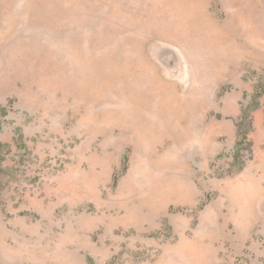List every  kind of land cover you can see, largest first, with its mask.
Instances as JSON below:
<instances>
[{
  "label": "rangeland",
  "instance_id": "374dc122",
  "mask_svg": "<svg viewBox=\"0 0 264 264\" xmlns=\"http://www.w3.org/2000/svg\"><path fill=\"white\" fill-rule=\"evenodd\" d=\"M186 7L0 0V264H264V0Z\"/></svg>",
  "mask_w": 264,
  "mask_h": 264
},
{
  "label": "bare ground",
  "instance_id": "6f19581e",
  "mask_svg": "<svg viewBox=\"0 0 264 264\" xmlns=\"http://www.w3.org/2000/svg\"><path fill=\"white\" fill-rule=\"evenodd\" d=\"M211 1L212 0H187L189 7H186V10L192 12L190 15L191 19L187 21L189 23L186 25L188 27V31L194 30L196 32L199 31V33H203L207 30V29H205L206 25L208 27L210 25H212L211 23H209L210 22V15H211V13L209 12L210 11L209 6L211 4ZM230 1H232V0H230ZM161 34H163L164 35L163 37H165V38H170V39H173L176 41L178 40V38L177 37L175 38V35H173L172 32H164V33L161 32ZM207 38H209V37H207Z\"/></svg>",
  "mask_w": 264,
  "mask_h": 264
}]
</instances>
